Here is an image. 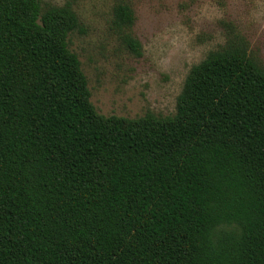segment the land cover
Segmentation results:
<instances>
[{"label": "trees", "instance_id": "obj_1", "mask_svg": "<svg viewBox=\"0 0 264 264\" xmlns=\"http://www.w3.org/2000/svg\"><path fill=\"white\" fill-rule=\"evenodd\" d=\"M78 27L69 3L0 0V264H264V69L228 41L173 115L103 116Z\"/></svg>", "mask_w": 264, "mask_h": 264}, {"label": "rangeland", "instance_id": "obj_2", "mask_svg": "<svg viewBox=\"0 0 264 264\" xmlns=\"http://www.w3.org/2000/svg\"><path fill=\"white\" fill-rule=\"evenodd\" d=\"M42 9L69 3L79 27L68 35L86 77L90 101L103 116L166 117L190 67L210 50L237 41L264 69V0H39ZM130 7L129 26L114 8ZM140 43L134 54L125 42Z\"/></svg>", "mask_w": 264, "mask_h": 264}]
</instances>
